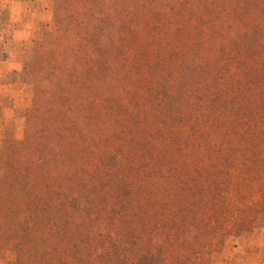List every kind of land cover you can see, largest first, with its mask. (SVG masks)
Listing matches in <instances>:
<instances>
[{"label":"trees","instance_id":"obj_1","mask_svg":"<svg viewBox=\"0 0 264 264\" xmlns=\"http://www.w3.org/2000/svg\"><path fill=\"white\" fill-rule=\"evenodd\" d=\"M22 140L0 146L17 264H211L264 167V0H55Z\"/></svg>","mask_w":264,"mask_h":264},{"label":"rangeland","instance_id":"obj_2","mask_svg":"<svg viewBox=\"0 0 264 264\" xmlns=\"http://www.w3.org/2000/svg\"><path fill=\"white\" fill-rule=\"evenodd\" d=\"M55 0H0V68L11 63L12 60L31 61L34 56V43L58 40L61 26L54 19ZM3 64V65H1ZM21 70V69H20ZM20 72V71H18ZM12 75L2 81L4 95L14 96L19 110L16 115L21 119L19 130L16 124L6 122V130H0V137L4 132L2 142L7 140H22L25 111L30 105V88L25 84H13ZM0 103L9 105L8 99ZM11 105V103H10ZM9 105V106H10ZM20 138V139H17ZM2 173L0 172V179ZM250 179L261 187V192L254 190L244 194L245 199H257L261 202L257 207L253 205L242 210L252 220L246 232L236 238H229L222 250L211 254V264H264V167L261 174L251 173ZM8 217H0V264H17V254L13 243L7 242L5 231L8 230Z\"/></svg>","mask_w":264,"mask_h":264},{"label":"crops","instance_id":"obj_3","mask_svg":"<svg viewBox=\"0 0 264 264\" xmlns=\"http://www.w3.org/2000/svg\"><path fill=\"white\" fill-rule=\"evenodd\" d=\"M22 63H23V59L19 62L17 60H12L11 63H6L7 65H4V67L0 68V100L3 101V99H8L9 105L11 103V105L9 106L8 103L6 102V105H3L4 101L2 103H0V130H6V124L10 123L16 124V131L19 130V124L21 122V119L18 118V116L16 117L19 107H17V102L14 96L11 95H4V93L2 92V81L5 77H9L10 75H12L15 72L20 71V69L22 68ZM3 65V64H1ZM8 86L15 88L14 84H9ZM6 122V124H4ZM4 137V132H2V136L0 137V143L2 138ZM20 139V138H17Z\"/></svg>","mask_w":264,"mask_h":264}]
</instances>
